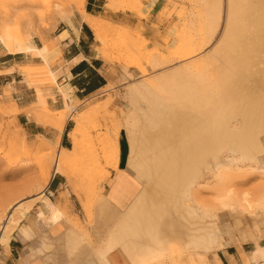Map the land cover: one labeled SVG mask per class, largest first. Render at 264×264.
Returning <instances> with one entry per match:
<instances>
[{
	"label": "rangeland",
	"instance_id": "1",
	"mask_svg": "<svg viewBox=\"0 0 264 264\" xmlns=\"http://www.w3.org/2000/svg\"><path fill=\"white\" fill-rule=\"evenodd\" d=\"M73 1L0 0V47L17 51L27 48V44L37 45L35 49L24 51L29 55L25 63L11 68L20 75L16 85L28 87L33 92L31 104L17 111L13 109L9 101L16 102L10 97L11 92L16 91L15 84L6 88L5 95L11 100L6 102L0 98V216L7 202L13 204L24 200L21 206L8 211H12L14 219L19 220L12 225V230L20 228L21 220H26L25 216L22 217L23 212H29L35 203L40 205L37 195L41 191L35 190L37 183L46 175L52 177L50 161L56 158L61 148L52 142V138L29 135L17 123L16 114L32 112L34 115L29 117L40 124L45 121L51 137V128L56 129L58 119L71 120L69 130L73 127L71 130L75 131V118L83 115L84 119L75 131L79 153L65 166L66 172L59 173L64 184L58 196L45 193L47 184L42 192L72 223L73 234L85 238L87 246L97 247L106 237L109 225L97 208L104 198L108 200L117 183L115 181L105 196L103 184L109 171L123 168L120 174L124 173L136 190L140 189V183L131 175L133 183L124 168L126 154L123 141L126 139L129 102L131 109L127 96L131 84L141 79L154 84L161 74L201 60L203 63L209 61L225 26L227 0H221L219 25L214 34H210V23L206 18L208 0H157L156 4V0H105L104 12L99 14L105 18L102 59L112 67V77L104 89L83 102L73 101L57 82L58 73L55 72L58 66L63 65L56 35L69 18L79 17L80 10L74 7ZM109 11L123 15L129 13L132 17L127 22L121 19V14L120 17H111ZM139 35L147 41H137ZM173 39L174 43L169 47ZM178 50L194 52L191 57L177 59ZM141 66L146 69L143 73ZM56 95L63 105L55 104ZM70 142L69 148L73 146L71 139ZM223 157L225 160L228 158L227 154ZM130 164L134 170L135 164ZM260 168H264V153L258 155L255 163L238 161L230 163L221 173L216 170L206 172L193 185L190 203L198 213L203 211L210 216L207 221L215 224L219 239L211 245L192 247L171 242L162 254L163 262L158 259L154 264H216L214 254L223 258L221 251L225 253L229 247L238 258V264H264V258L255 260L250 255L256 244L264 245V218L232 210L236 205L232 203L230 207L231 201L220 197L229 188L236 197L244 192L251 193L253 197L260 191L262 193L264 172ZM118 187L119 184L116 189ZM118 208L125 209L126 206ZM260 212L264 213V209ZM2 223L1 220L0 225ZM221 242H224L223 246ZM237 243L238 246L235 245ZM239 247L243 253L237 250Z\"/></svg>",
	"mask_w": 264,
	"mask_h": 264
},
{
	"label": "bare ground",
	"instance_id": "2",
	"mask_svg": "<svg viewBox=\"0 0 264 264\" xmlns=\"http://www.w3.org/2000/svg\"><path fill=\"white\" fill-rule=\"evenodd\" d=\"M85 2L74 0L73 5L92 29L94 51L104 55L102 27L105 18L87 13ZM207 3L206 18L210 34H214L219 25L221 0H208ZM67 22L72 25L70 18ZM224 23L209 61L176 68L159 75L154 84L140 82L131 88V109L123 141L124 168L140 183V189L125 209H119L106 198L99 203L98 213L109 225L102 243L91 246L90 251L97 260L105 261L106 253L116 250L131 264H154L158 259L162 263V254L171 242L192 247L211 245L219 239L215 224L207 221L210 216L196 211L190 203V195L193 185L206 172L221 173L230 163L238 161L255 163L258 155L264 153V0H227ZM67 35L65 29L56 38L62 40ZM137 39L142 43L147 41L142 35ZM26 47L22 51L35 49L37 45L27 44ZM179 50L175 55L177 59L191 57L194 52ZM10 51L15 52V49ZM144 71L145 67L141 72ZM9 102L15 111L21 108L16 102ZM27 115L34 114L28 111ZM82 116L75 118L76 130L84 119ZM42 124L45 125V121ZM56 124V129L51 128L52 142L59 145L65 119H58ZM75 131L68 132L73 146L61 147L56 158L50 161L51 174L66 172L65 166L78 155ZM223 154H227V160ZM129 162L135 164L134 170ZM260 171L264 172V168ZM50 177H43L35 189L41 191L37 195L40 200L38 216L45 222L56 223L64 216L62 210L42 192ZM250 194L244 192L236 197L229 188L220 197L231 201L230 207L232 203L236 205L232 210L256 216L264 209V190L255 197ZM23 203L24 200L7 202L3 208L0 247L8 246L12 227L19 221L8 211ZM26 213L23 212L22 217H26ZM23 232L27 233L24 228ZM67 237L73 240V249L83 240L78 234ZM48 241L52 243L53 240ZM221 244L223 246L224 242ZM237 250L243 253L241 247ZM250 255L255 260L264 258V245L256 244ZM214 257L216 264H223L217 254Z\"/></svg>",
	"mask_w": 264,
	"mask_h": 264
},
{
	"label": "crops",
	"instance_id": "3",
	"mask_svg": "<svg viewBox=\"0 0 264 264\" xmlns=\"http://www.w3.org/2000/svg\"><path fill=\"white\" fill-rule=\"evenodd\" d=\"M156 3L157 0L154 4ZM104 5L105 0H86L85 10L89 14L99 15L104 12ZM109 12L111 17H120L119 15L121 14V19L127 22L132 17L129 13L123 15L120 12ZM70 20L72 21V25L64 23L61 30H67V37L58 40L63 65L58 66L55 72L58 73L57 82L66 89V93L68 92L74 100L77 99L79 102H83L108 85L112 77V67L104 62L102 55H97L94 51V35L92 29L84 21L81 14L78 18L75 17ZM28 58L29 55L21 49L10 52L0 47V98L4 101L7 102L9 100L7 95H5L6 88L12 84L16 85L19 82L20 75L18 71L11 68L25 63ZM140 82H145V80L141 79L131 84L127 94L129 101L131 88ZM33 96V92L28 87L22 85H16V91H12L10 94V97L16 101V104L22 108L31 104ZM56 96L55 104L63 105L59 95ZM129 109L130 102L127 109L128 112ZM16 121L29 135H40L46 138H52L48 126L38 123L26 113L21 112L16 114ZM70 126L71 120H66L59 141L60 147H70L71 142L68 132L73 128L69 130ZM122 170L123 168H119L117 171L110 170L103 184V188L104 195L106 196L110 187L116 181V185H113L114 187L112 186L113 189L111 188L112 195L108 196V200L118 207H127L138 193V190H136L132 182L127 180V176L124 173L120 174ZM127 174L134 183L135 181L131 174L128 172ZM63 184V176L55 173L47 184L45 193L58 196ZM118 184L120 187L116 189ZM38 210L39 205L35 203L28 214L26 213V217H24L26 220H21V226L19 224L20 228L17 231L15 229L13 230L8 246L0 247V264H131L120 253H117L116 250H110L106 253L105 261L97 260L96 255L90 251L91 247L86 245L85 238L80 241V245L77 248L73 249V240L67 237L74 235L71 233L74 227L69 219L63 217L56 223L46 221L48 222L47 224L38 216ZM259 213L254 217L260 216L264 218V213ZM82 219L85 220L83 214ZM255 223L256 221H254V225ZM23 228L26 230V234H24ZM49 239L55 240V243L53 241L50 243L51 241L49 242ZM53 243L54 245L50 246ZM81 246H84L86 250L84 247L82 249ZM78 248L81 250H78ZM229 249L230 247L226 249L225 253L221 251L223 258L217 256L223 264H238V258L235 256L234 251L230 252ZM89 252H91V255ZM81 253H85V257ZM76 256L78 259H76ZM79 257H81L80 260Z\"/></svg>",
	"mask_w": 264,
	"mask_h": 264
},
{
	"label": "trees",
	"instance_id": "4",
	"mask_svg": "<svg viewBox=\"0 0 264 264\" xmlns=\"http://www.w3.org/2000/svg\"><path fill=\"white\" fill-rule=\"evenodd\" d=\"M229 251H230V252H233V249H232V248H230V249H229Z\"/></svg>",
	"mask_w": 264,
	"mask_h": 264
}]
</instances>
